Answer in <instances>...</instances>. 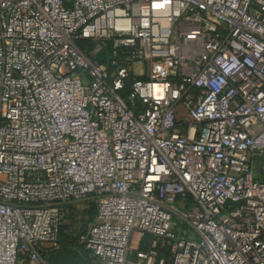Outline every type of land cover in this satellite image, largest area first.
Returning a JSON list of instances; mask_svg holds the SVG:
<instances>
[{"label": "built area", "instance_id": "1", "mask_svg": "<svg viewBox=\"0 0 264 264\" xmlns=\"http://www.w3.org/2000/svg\"><path fill=\"white\" fill-rule=\"evenodd\" d=\"M264 264V0H0V264Z\"/></svg>", "mask_w": 264, "mask_h": 264}, {"label": "rangeland", "instance_id": "2", "mask_svg": "<svg viewBox=\"0 0 264 264\" xmlns=\"http://www.w3.org/2000/svg\"><path fill=\"white\" fill-rule=\"evenodd\" d=\"M67 210L68 215L65 219L64 227L69 229L67 238L70 241H75L76 237L84 231L91 221L95 209L93 204L85 201L71 203L68 205ZM80 255L82 254L73 245L71 248L63 249V251L51 257L50 260L60 264H73L76 259L79 260ZM62 256L67 257L69 260L61 261L60 257Z\"/></svg>", "mask_w": 264, "mask_h": 264}, {"label": "trees", "instance_id": "3", "mask_svg": "<svg viewBox=\"0 0 264 264\" xmlns=\"http://www.w3.org/2000/svg\"><path fill=\"white\" fill-rule=\"evenodd\" d=\"M91 204H93V207H94V214L91 218V221L88 223V225L90 223H92L95 219V216H96V207H95V204L92 202ZM88 225L86 226V228L88 227ZM86 228L84 230H86ZM68 232H69V229L64 227V225L62 226V229H61V232H60V237H59V250L57 251H54V252H50L47 254V256L45 257V259L49 262V263H52V264H60V263H56V262H52L50 260L51 257L55 256L56 254L60 253L61 251H63V249H67V248H71L73 245L74 247L76 248V250H78L82 255H80L79 257V260L76 259V261H72L73 264H96L97 263V260L96 258L92 255V253L90 251H88L87 249H85L82 245H80L78 243V240L76 237L75 241H70L67 236H68ZM60 260L61 261H66V260H69L67 257H60Z\"/></svg>", "mask_w": 264, "mask_h": 264}]
</instances>
